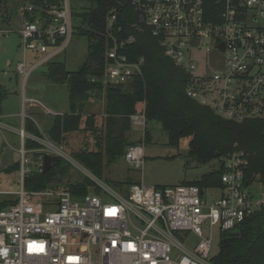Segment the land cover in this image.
I'll return each instance as SVG.
<instances>
[{
  "label": "built area",
  "instance_id": "obj_1",
  "mask_svg": "<svg viewBox=\"0 0 264 264\" xmlns=\"http://www.w3.org/2000/svg\"><path fill=\"white\" fill-rule=\"evenodd\" d=\"M70 1L20 3L14 33L23 52L38 59L29 68L24 59L15 65L24 81L66 47ZM10 22L0 15L1 36L10 33ZM134 33L155 38L164 56L186 72L190 99L222 119L264 127V0H114L105 15L104 86H125L140 73L142 59L131 62L126 55ZM211 53L221 56L216 68ZM130 121L145 127L142 111ZM18 135L39 140L23 127ZM24 155L17 203L0 209V264H212L215 236L233 231L264 203L246 192L242 153L228 158L218 188L135 184L126 196L93 176L97 193L73 195L62 187L26 192L22 181L31 171ZM143 157V145L123 155L135 169ZM206 190L219 196L207 201Z\"/></svg>",
  "mask_w": 264,
  "mask_h": 264
},
{
  "label": "trees",
  "instance_id": "obj_2",
  "mask_svg": "<svg viewBox=\"0 0 264 264\" xmlns=\"http://www.w3.org/2000/svg\"><path fill=\"white\" fill-rule=\"evenodd\" d=\"M42 4L50 0H14ZM85 2L88 7L77 14L82 27L77 33L87 38V55L79 68L70 72L63 62H50L43 73L44 78L53 84H65L68 92V111L55 115L46 130L49 140L62 145L68 134L84 131L93 139V150L86 148L72 156L92 176L101 179L104 167L123 158L125 149L135 145L129 140L132 130L130 117L140 113L138 104H143L145 124L157 122L164 132L169 146H178L181 139L187 138L188 155L198 163L206 164L220 158H229L234 153H242L244 164L241 171L244 182L251 185L264 178V127L260 121L236 123L219 117L210 107L198 104L186 95L188 75L164 56L158 41L149 34L134 33L135 40L126 50L131 62H139L140 73L133 76L125 86L103 85L102 76L106 63V50L109 40L104 34L105 15L114 0H73ZM3 2L0 0V4ZM1 15V10H0ZM3 16V15H2ZM91 78H96L91 82ZM5 94L1 93L0 100ZM94 97L103 100V119L95 125V116L86 113L88 102ZM82 118L84 119L82 121ZM23 119L24 132L42 139L35 127ZM27 122V124H26ZM83 123V127L81 124ZM144 142L151 139L144 130ZM37 147L36 142L24 139V149ZM51 167L43 172V158L38 169L23 178L22 187L26 192L57 187L60 180L57 173L61 159L50 156ZM13 167L20 170L17 162ZM57 170V172H56ZM223 169L212 170L199 181L186 183L200 189L220 187ZM135 185V184H130ZM90 187L98 188L88 178L63 186L73 195L83 196ZM17 203V196L0 202V209ZM212 264H264V203L251 215L239 223L233 231L220 236L218 253L211 257Z\"/></svg>",
  "mask_w": 264,
  "mask_h": 264
},
{
  "label": "rangeland",
  "instance_id": "obj_3",
  "mask_svg": "<svg viewBox=\"0 0 264 264\" xmlns=\"http://www.w3.org/2000/svg\"><path fill=\"white\" fill-rule=\"evenodd\" d=\"M2 1L0 4L1 15L11 18V22L6 27L10 33L7 36L0 35V87L1 93L5 94L4 98L0 100V202L14 197L20 189L21 177L13 165L19 162L21 166L23 151L24 160L27 161L25 166L30 171L41 166V159L45 154L60 158L62 163L59 168L60 172L57 173V179L61 182L57 187L63 188L65 184L79 182L84 177L92 176L75 160L72 154L84 148L89 151L93 150V139L89 133L84 131L68 134L62 145H55L49 140L46 130L52 118L59 113L64 114L68 110L67 87L65 84H53L44 78L43 73L47 64L36 67L25 81L22 76L15 72V65L22 62L23 59L27 68L36 63L38 59H35L30 52H23L19 37L14 33L17 27L14 21L20 4L15 3L14 0ZM69 4L71 9V36L66 47L55 54L49 62H63L67 71L74 72L85 61L87 55V38L77 33V29L82 27L77 14L83 12L88 4L78 1H70ZM207 58L210 60L212 68H216L221 61L220 55L217 56L212 53L208 54ZM99 79L102 81V78ZM33 95L36 96V105L41 113H45L43 107H47L53 114H41L42 116L37 119L39 120L37 121L38 125L31 119L27 121L31 124L27 126V129L31 131L35 127L42 139L36 142L37 147L26 151L24 140L21 141L18 131L22 127V117L26 113L27 100ZM88 105L86 113L94 115L95 125H99L103 119L102 98L94 97L88 102ZM137 107L140 109L142 104H138ZM27 113L31 115V113ZM144 126H132L128 135L129 140L135 145H143L144 157L140 168L129 167L123 158H119L104 167L102 177L98 179L118 194L126 196L130 184L148 187L177 186L199 181L203 175L212 170L223 169L224 171L228 157L206 164L198 163L195 158L192 159L188 155L187 138L181 139L178 146H169L166 136L157 122H147ZM81 127H83V123ZM144 130L151 134V139L146 142L143 139ZM94 189L90 187L89 191H94ZM261 190H264V178L262 181L253 182L246 192L254 201H259L264 200V192L261 193ZM218 196L217 191H205L207 201ZM218 242L219 237L215 236L211 255L218 253Z\"/></svg>",
  "mask_w": 264,
  "mask_h": 264
},
{
  "label": "crops",
  "instance_id": "obj_4",
  "mask_svg": "<svg viewBox=\"0 0 264 264\" xmlns=\"http://www.w3.org/2000/svg\"><path fill=\"white\" fill-rule=\"evenodd\" d=\"M35 95V94H34ZM30 96V98L27 100L28 101V103H27V105H26V107H25V112L27 113V112H29V113H31V115H29L28 113H27V115H26V113L24 114V118H29V119H31L36 125H38L37 124V121H39V120H37L39 117H41L42 115L41 114H45V115H51V114H53L47 107H43L44 109H45V113H41L39 110H38V107H37V105H36V103H37V99H36V96ZM68 107V106H67ZM89 107V105L87 106V108ZM87 110V109H86ZM143 110V104H142V107L140 108V112ZM68 111V110H67ZM59 115H62V114H60L59 113ZM23 118V119H24ZM36 121V122H35ZM22 127H24L23 126V121H22ZM21 127V128H22ZM261 193H263L264 192V190H261L260 191Z\"/></svg>",
  "mask_w": 264,
  "mask_h": 264
},
{
  "label": "water",
  "instance_id": "obj_5",
  "mask_svg": "<svg viewBox=\"0 0 264 264\" xmlns=\"http://www.w3.org/2000/svg\"><path fill=\"white\" fill-rule=\"evenodd\" d=\"M42 166H43V172H47L50 170V167H51V158L49 155H43V163H42Z\"/></svg>",
  "mask_w": 264,
  "mask_h": 264
}]
</instances>
